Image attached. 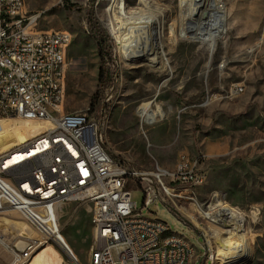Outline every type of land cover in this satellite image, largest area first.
Segmentation results:
<instances>
[{
    "label": "rangeland",
    "instance_id": "1",
    "mask_svg": "<svg viewBox=\"0 0 264 264\" xmlns=\"http://www.w3.org/2000/svg\"><path fill=\"white\" fill-rule=\"evenodd\" d=\"M24 1L30 15H41L39 31L72 35L64 112L91 110L109 152L136 168L150 170L156 162L172 168L180 154L207 155L208 182L198 191V200L208 206L217 197L242 216L235 224L211 227L213 236L207 239L213 264H223L219 249L233 234L246 241L245 264H264V0H222L226 33L216 40L212 54L209 42L180 37L193 0H126V11L137 13L138 21L165 22L162 62L138 65L124 58L117 38V28L125 27L117 13L120 0ZM98 36L105 38L104 52ZM235 88L242 92L234 93ZM147 106L160 107L164 115L142 126L138 109ZM42 125L0 121V153L36 136ZM133 199L141 208L142 195L134 192ZM91 206L70 202L59 214L61 239L81 264H89L95 244ZM173 212L161 202L142 210L145 217L168 225L166 235L189 239L202 264H212L204 263L206 249L198 230ZM37 238L17 214L0 216V240L6 246L15 243L21 250L27 240ZM8 256L0 248V258ZM35 257L42 264H70L59 245L47 246Z\"/></svg>",
    "mask_w": 264,
    "mask_h": 264
},
{
    "label": "built area",
    "instance_id": "2",
    "mask_svg": "<svg viewBox=\"0 0 264 264\" xmlns=\"http://www.w3.org/2000/svg\"><path fill=\"white\" fill-rule=\"evenodd\" d=\"M40 16L30 15L24 0H0V121L47 125L0 153V216L15 213L38 235L21 250L8 243L11 263L30 264L47 246L64 243L59 214L70 202L91 203L92 231L93 222L104 225V237L93 231L103 264H202L201 254L192 258V251L183 249L189 239H164L168 225L142 214L154 202L174 210L179 220L198 230L206 249L204 263L210 262L211 227L232 224L237 218L228 221L229 211L223 210L224 202L217 197L208 206L198 200V191L208 182V156L189 158L183 153L172 168L156 162L150 170L113 156L91 110L64 112L72 35L39 31ZM238 92L242 88L234 89ZM143 125L148 124L142 121ZM134 192L142 195L141 208ZM193 207L211 216V225L196 220L197 225ZM109 240H122V251H112ZM170 246H177V253H170ZM64 247L69 263L81 264L65 243ZM116 252H123V259H116Z\"/></svg>",
    "mask_w": 264,
    "mask_h": 264
},
{
    "label": "bare ground",
    "instance_id": "3",
    "mask_svg": "<svg viewBox=\"0 0 264 264\" xmlns=\"http://www.w3.org/2000/svg\"><path fill=\"white\" fill-rule=\"evenodd\" d=\"M140 3L145 4L147 2L140 0ZM191 5H193L192 15L188 17L187 20H183L187 21V23L181 31L180 37L195 41L209 42V52L210 54H212L215 48L216 40L218 38H222L226 33V16L222 0H193V3ZM117 9L119 18L125 21V27L117 28V38H119L121 41L124 58L133 65H138L142 62L161 63L162 61H160V59L165 57V55L163 54L162 41V36L165 31L164 20L160 21L158 18H152L147 22L138 21L137 13H129L126 11V0H120ZM173 38L175 39L174 36ZM203 105L205 106V103ZM138 114L143 122L151 125L156 123L157 121H160V118L163 117L164 112L160 107L152 108L151 106H147L144 108H139ZM42 126L43 127L40 128L41 132L47 127V125L43 124ZM204 184L205 183H203L202 186ZM222 205L223 210L229 211L228 221H235V218H237V221L240 220L241 217L238 216L240 212L237 209L225 205L224 203H222ZM193 217V221L197 225L198 223L196 222V220H203L204 225H211V216H204L202 208L200 207H193ZM226 226L229 225L226 224ZM93 230L96 237H104V225L100 224V222H93ZM167 233H170L169 229L164 231V239H184L183 236L177 234L166 235ZM234 236H236V239H233ZM239 237L241 236L237 237V235L233 234V236L225 241L224 245L221 247V249H219L220 251L218 250L219 258L220 256H223L221 258V262L223 264L247 263L246 261L249 256L247 254L246 241L243 238ZM63 242L68 247L67 243L64 240ZM19 243L22 244V246L24 244L23 241ZM64 243H56V245L61 246V249L65 253L69 254V252H67L64 247ZM109 247L112 249V251H122L123 241L109 240ZM0 248L9 255L8 258H6L7 255L6 257L0 258V264H12L9 248L3 242H1V240ZM183 249L185 251H192V258H198L197 252L190 242H183ZM170 253H177V246H170ZM214 255L215 254H213V252L211 251L210 262L212 264L214 263L215 259ZM35 258L33 259V261L35 260ZM89 258V264H103V255H101L100 253L99 242H95L94 246L91 248ZM116 259H123V252H116ZM37 261L38 260H35V262H33L32 264H36Z\"/></svg>",
    "mask_w": 264,
    "mask_h": 264
},
{
    "label": "trees",
    "instance_id": "4",
    "mask_svg": "<svg viewBox=\"0 0 264 264\" xmlns=\"http://www.w3.org/2000/svg\"><path fill=\"white\" fill-rule=\"evenodd\" d=\"M99 36H101V35L99 34ZM99 36L97 38L98 47H99L100 52H102V51L104 52V50H106V48H107L106 47L107 44H106L105 41L103 42V40H105V38H101ZM103 77H104L103 70H100V72H99V82L102 81Z\"/></svg>",
    "mask_w": 264,
    "mask_h": 264
},
{
    "label": "crops",
    "instance_id": "5",
    "mask_svg": "<svg viewBox=\"0 0 264 264\" xmlns=\"http://www.w3.org/2000/svg\"><path fill=\"white\" fill-rule=\"evenodd\" d=\"M41 132V129H40V131H39V133ZM34 137V136H33ZM28 138V137H27ZM29 138H32V137H29ZM26 138H24V140H25ZM26 142V141H25ZM6 151H8V150H4V152H6ZM2 152V151H1ZM35 260H38L41 264H42V259L41 258H35Z\"/></svg>",
    "mask_w": 264,
    "mask_h": 264
}]
</instances>
